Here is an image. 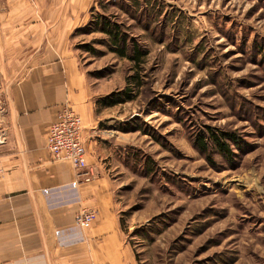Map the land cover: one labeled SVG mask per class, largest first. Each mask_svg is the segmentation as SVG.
Segmentation results:
<instances>
[{
	"label": "rangeland",
	"instance_id": "1",
	"mask_svg": "<svg viewBox=\"0 0 264 264\" xmlns=\"http://www.w3.org/2000/svg\"><path fill=\"white\" fill-rule=\"evenodd\" d=\"M95 1L149 50L136 99L98 106L100 162L138 261L264 264V0ZM106 39L75 32L73 45L108 96L134 72ZM209 129L236 135L233 156Z\"/></svg>",
	"mask_w": 264,
	"mask_h": 264
},
{
	"label": "crops",
	"instance_id": "2",
	"mask_svg": "<svg viewBox=\"0 0 264 264\" xmlns=\"http://www.w3.org/2000/svg\"><path fill=\"white\" fill-rule=\"evenodd\" d=\"M95 4L0 0V264H140L100 162L97 103L106 95L73 45ZM66 106L85 127L91 181L76 188L74 167L55 161L47 143ZM86 207L99 213L87 230L75 222Z\"/></svg>",
	"mask_w": 264,
	"mask_h": 264
},
{
	"label": "trees",
	"instance_id": "3",
	"mask_svg": "<svg viewBox=\"0 0 264 264\" xmlns=\"http://www.w3.org/2000/svg\"><path fill=\"white\" fill-rule=\"evenodd\" d=\"M95 10L96 7L94 6L91 11L93 19H90L88 26L83 29H78L76 32H99L105 35L107 39L104 44L108 51L120 59L129 61L132 64V70L134 72L133 75L129 77L130 84L128 87L103 97L97 103L98 106L103 105L106 108H112L136 99L139 90L144 85V77L141 75V72L144 70L142 66L149 55V50L139 43L136 38L131 37L125 31L123 24L103 14L94 16ZM82 48L90 53H99L92 45H84ZM206 138L210 140L216 150L223 153L226 157L233 156L231 155L230 145L239 144L236 135L231 132H220L209 129L205 139ZM204 142L205 140L199 141V146L200 149L206 152L208 147H206L207 144Z\"/></svg>",
	"mask_w": 264,
	"mask_h": 264
},
{
	"label": "built area",
	"instance_id": "4",
	"mask_svg": "<svg viewBox=\"0 0 264 264\" xmlns=\"http://www.w3.org/2000/svg\"><path fill=\"white\" fill-rule=\"evenodd\" d=\"M84 130L81 116L71 107L66 106L58 120L49 127L47 133L48 149L52 158L55 161L70 162L77 172L79 180L72 184L75 188L81 182L91 181L87 172L88 160ZM44 192L48 193V191ZM98 214L94 208H82L76 215V225L87 230L97 220ZM59 235L60 232H56V236Z\"/></svg>",
	"mask_w": 264,
	"mask_h": 264
}]
</instances>
